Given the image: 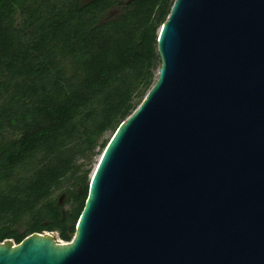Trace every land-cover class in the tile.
<instances>
[{
	"label": "water",
	"instance_id": "95a60500",
	"mask_svg": "<svg viewBox=\"0 0 264 264\" xmlns=\"http://www.w3.org/2000/svg\"><path fill=\"white\" fill-rule=\"evenodd\" d=\"M157 50L72 239H5L0 264H264V0H175Z\"/></svg>",
	"mask_w": 264,
	"mask_h": 264
},
{
	"label": "trees",
	"instance_id": "16d2710c",
	"mask_svg": "<svg viewBox=\"0 0 264 264\" xmlns=\"http://www.w3.org/2000/svg\"><path fill=\"white\" fill-rule=\"evenodd\" d=\"M175 0H0V242L76 231L100 154L156 79Z\"/></svg>",
	"mask_w": 264,
	"mask_h": 264
},
{
	"label": "rangeland",
	"instance_id": "374dc122",
	"mask_svg": "<svg viewBox=\"0 0 264 264\" xmlns=\"http://www.w3.org/2000/svg\"><path fill=\"white\" fill-rule=\"evenodd\" d=\"M54 233H56V232H54ZM73 237V236H72ZM58 238H59V236H58ZM61 241H63L62 239H60ZM65 242V241H64Z\"/></svg>",
	"mask_w": 264,
	"mask_h": 264
}]
</instances>
